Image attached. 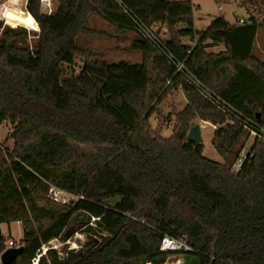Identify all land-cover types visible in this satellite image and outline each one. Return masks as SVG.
I'll return each mask as SVG.
<instances>
[{
	"label": "trees",
	"instance_id": "trees-1",
	"mask_svg": "<svg viewBox=\"0 0 264 264\" xmlns=\"http://www.w3.org/2000/svg\"><path fill=\"white\" fill-rule=\"evenodd\" d=\"M55 1L44 15L40 0H26L33 36L0 23V126L13 129L11 149L0 145V224L22 228V252L8 264H32L42 243L65 241L82 207L91 211L77 222L86 234L82 249L62 258L48 249L36 264L164 261L171 255L159 252L164 236L184 239L199 264H264V140H252L233 174L247 132L174 74L129 15L146 26L164 25L167 49L188 73L264 130L256 21L234 26L215 18L199 32L191 0ZM92 18L106 23L115 40L131 34L129 48L142 60L109 62L81 46L82 38L103 34L90 26ZM206 42L224 50L206 53ZM77 56L83 58L78 73L66 71ZM175 91L185 104L171 111L172 132L164 138L159 132L169 119L159 105ZM152 116L159 120L155 130ZM197 120L216 127L211 146L222 163L187 140ZM49 186L80 199L52 203ZM133 243L140 253L128 254Z\"/></svg>",
	"mask_w": 264,
	"mask_h": 264
},
{
	"label": "rangeland",
	"instance_id": "rangeland-1",
	"mask_svg": "<svg viewBox=\"0 0 264 264\" xmlns=\"http://www.w3.org/2000/svg\"><path fill=\"white\" fill-rule=\"evenodd\" d=\"M46 2H49L50 5H52V11L56 7V1L55 0H44ZM245 0H191V3L193 5V21H194V28L201 32L205 30L207 26L208 21H212L215 18H224L226 21L234 22V18L236 16H243L248 17L249 14L246 13L244 6L242 5ZM6 0H0V5L5 4ZM26 0H19L18 5H8L10 10H13L15 12H23L24 6H25ZM40 6L42 7V2L40 0ZM44 6V4H43ZM221 6V10L217 11V7ZM260 7H257L258 14L260 19L262 16H264V11ZM236 9L234 12V15L230 14V11L233 9ZM21 9V10H20ZM42 9V8H41ZM249 18V17H248ZM248 21V20H247ZM1 25L10 26L5 23V20L0 19ZM90 26L94 27L97 31H100L103 33L102 35L94 34L90 36H86L80 40V45L84 48H88L92 50L94 53L98 54L100 58H103L106 61L109 62H117L120 60L127 61L129 63H135L140 62L142 60L141 53L133 51L129 48L130 45V37L131 34H128L127 40H115L113 35V30L103 21L99 20L98 18H92L90 20ZM17 27L21 29H25V31L30 35L33 36L38 33V31L31 30L33 28V25L29 27H23L18 25ZM261 33L258 37V43L256 46V52L258 53L260 49L263 50L264 54V23H262L261 26ZM107 34V35H106ZM108 34H111V36H108ZM106 35V36H104ZM115 35V34H114ZM167 35V34H166ZM183 43L186 45L192 47L193 44H191L189 41L184 40ZM259 47V48H257ZM255 54V53H254ZM264 57V55L262 56ZM82 57H75L74 64L72 67H68L65 70L66 71H73L74 74L78 73L79 68L82 65ZM185 104L183 96L178 92L175 91L172 94L168 95L159 105L160 113L163 117H167L169 121L165 123V126H163L160 130V135L163 137L166 136L165 127L169 126V122L174 123V116L171 114L172 110L178 111L183 108ZM149 124L153 130H155L159 124V120L152 116L149 119ZM195 125L199 127V134H200V143L202 144V155L205 158H208L214 162L222 163L221 158L216 154L214 149L211 146V140L213 137L214 127L210 125L209 123H202L199 120L195 122ZM171 130L172 127H169ZM13 129L10 124L4 122L0 126V145L3 146V148L10 150L12 146V141L9 138L10 134L12 133ZM170 132V131H169ZM171 134V132H170ZM252 138L245 137L244 138V144H243V151L246 153L252 143ZM82 211L80 212V216H78L77 220L72 224V227L70 231L68 232V239L70 242H76L77 244H82L86 242V234H83L82 232H79L78 229V221H84L87 214H90V208H80ZM94 217V216H93ZM90 223L93 225V219L90 220ZM0 234L3 239H12L14 241H19V238H22L21 232L19 230L18 225H12L8 227L7 225H1L0 226ZM105 235V233H103ZM96 239V238H95ZM63 242L60 240H50L48 242H44L41 245V250L46 249L48 246H51L52 244H56L59 248L61 247ZM21 246V244H20ZM142 251V247L138 243H133V246L131 247V251L128 254H137ZM127 255V254H125ZM166 264H175L174 256H170L166 260Z\"/></svg>",
	"mask_w": 264,
	"mask_h": 264
},
{
	"label": "built area",
	"instance_id": "built-area-1",
	"mask_svg": "<svg viewBox=\"0 0 264 264\" xmlns=\"http://www.w3.org/2000/svg\"><path fill=\"white\" fill-rule=\"evenodd\" d=\"M173 1H182V0H173ZM41 2H42L41 12L44 15H50L52 13V6L50 5V3L44 0H41ZM220 9L221 7L219 6L217 10L220 11ZM129 17L131 18L135 32L141 35L142 37H144L153 47H155L161 54L164 55L168 63L173 67L174 74L180 75L182 80H184L186 83L191 85L206 101H208L211 105L217 108L222 114H224L228 118V120L226 121L227 123L229 124L238 123L242 125L244 130L247 132V138L250 137L252 139L264 140V130L261 127L257 126L254 122L244 118L242 115L235 112L225 102H223L221 99H219L211 92H209L204 85H202L190 73H188L183 63L179 62L177 58L167 49L165 44V40L167 38L166 35L167 30L164 25L153 24L151 26H146L144 23L137 21L135 17L131 15H129ZM244 24H245V20L242 18L236 19V21L233 23L234 26H242ZM245 155L246 153H244V151L242 150L239 158L234 162V164L231 167L230 171L233 174H237L240 171L242 161L245 159ZM46 197L50 202L57 204H70L80 199V197H75L53 186L48 187ZM100 218H101L100 216L97 217V220H100ZM54 240H58V239H54ZM1 245H2L1 246L2 248L1 252H2L3 250L8 248L19 247L20 240L14 241L12 239L6 238L1 240ZM82 245L83 243L77 244L76 242H70L69 239L67 238L65 241H63L60 248L56 244H52L51 246H48L46 249H42L36 255V257L31 260V263L36 264L39 257L43 255L48 249L54 250L57 253V256L62 258L69 252H77L81 250ZM159 252L171 254L170 256H174L175 264H180L182 260L187 256L194 257V251L192 250L191 247H189L185 243L184 239L176 240L167 236L161 238L159 243ZM166 260L162 262L166 264Z\"/></svg>",
	"mask_w": 264,
	"mask_h": 264
},
{
	"label": "crops",
	"instance_id": "crops-1",
	"mask_svg": "<svg viewBox=\"0 0 264 264\" xmlns=\"http://www.w3.org/2000/svg\"><path fill=\"white\" fill-rule=\"evenodd\" d=\"M247 1L248 0H245L244 2H243V6H244V8H245V11H246V13H248L249 14V18L248 17H243V16H236L234 19V22L236 21V19H239V18H242V19H244L245 20V22H247V20L248 19H250V18H253L255 21H256V23H257V25H258V29H257V34H256V37H255V42H254V45H253V54L259 59V60H261L262 62H264V57H262L264 54H263V50L262 49H260L259 50V52L257 53L256 52V46H257V43H258V37H259V34L261 33V26H262V23H264V16H262L260 19H258L259 17V14H258V8L257 7H260V5L262 6L261 7V9L264 11V5L261 3V0H249L250 1V5L248 6L247 5ZM52 6V5H51ZM219 7V6H218ZM217 7V8H218ZM221 7V6H220ZM221 10V9H220ZM235 8L233 9V10H231L230 11V14H232V15H234V12H235ZM218 11V10H217ZM229 24H231V25H233V23L234 22H229V21H227ZM211 23V21H208L207 22V26H206V28L209 26V24ZM193 24H194V21H193ZM205 28V29H206ZM195 29V28H194ZM196 30V29H195ZM197 31V30H196ZM262 34H264V32H262ZM257 48H259V47H257ZM224 50V48H223V46L222 45H214V44H211L210 42H206L205 44H204V51L206 52V53H213V54H217V53H219V52H221V51H223ZM200 122H202V121H200ZM170 124H169V126H167V127H165V130L164 131H166V136H170L171 134H170V132H172V129L170 130L169 129V127H173V124L174 123H171V122H169ZM202 123H207V122H202ZM212 127H214V126H212ZM215 129L214 130H216V127H214ZM170 131V132H169ZM163 137V136H162ZM168 137H164V138H168ZM18 225L19 226V230H20V232H21V235H22V228H21V224L19 223V222H15V223H11V224H9V225H7L8 227H10V226H12V225ZM1 225H5V224H0V226ZM20 239V238H19Z\"/></svg>",
	"mask_w": 264,
	"mask_h": 264
},
{
	"label": "water",
	"instance_id": "water-1",
	"mask_svg": "<svg viewBox=\"0 0 264 264\" xmlns=\"http://www.w3.org/2000/svg\"><path fill=\"white\" fill-rule=\"evenodd\" d=\"M187 140L191 143L200 142L199 127L197 125L192 126L187 133ZM1 237V234H0ZM1 239H0V264H8L15 257H17L22 252V247L17 248H8L1 252ZM155 263H164L162 261L150 262L149 264ZM180 264H199L196 257L187 256L185 257Z\"/></svg>",
	"mask_w": 264,
	"mask_h": 264
},
{
	"label": "clouds",
	"instance_id": "clouds-1",
	"mask_svg": "<svg viewBox=\"0 0 264 264\" xmlns=\"http://www.w3.org/2000/svg\"><path fill=\"white\" fill-rule=\"evenodd\" d=\"M19 0H6L5 4L0 5V19L5 20V23L11 25L15 29L18 24H23L25 27H29L33 24V18L29 15L28 18L22 19L23 14H17L15 11L10 10L8 5H16ZM16 21V23H14Z\"/></svg>",
	"mask_w": 264,
	"mask_h": 264
},
{
	"label": "bare ground",
	"instance_id": "bare-ground-1",
	"mask_svg": "<svg viewBox=\"0 0 264 264\" xmlns=\"http://www.w3.org/2000/svg\"><path fill=\"white\" fill-rule=\"evenodd\" d=\"M18 5V4H17ZM21 10V9H20ZM23 12H25V11H23ZM17 14H23L22 15V19H27L28 18V16H29V14L28 13H22V12H16ZM14 23H16V21H14ZM18 25H21V26H23V27H25L23 24H18ZM33 25V24H32ZM215 129V128H214Z\"/></svg>",
	"mask_w": 264,
	"mask_h": 264
}]
</instances>
